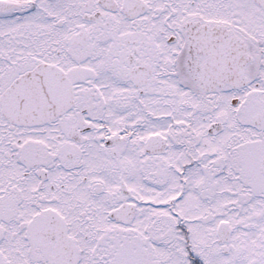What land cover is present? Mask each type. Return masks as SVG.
<instances>
[{
    "label": "snow or ice",
    "instance_id": "1",
    "mask_svg": "<svg viewBox=\"0 0 264 264\" xmlns=\"http://www.w3.org/2000/svg\"><path fill=\"white\" fill-rule=\"evenodd\" d=\"M0 264H264V0H0Z\"/></svg>",
    "mask_w": 264,
    "mask_h": 264
}]
</instances>
